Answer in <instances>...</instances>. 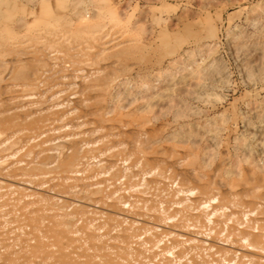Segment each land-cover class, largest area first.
<instances>
[{
    "label": "bare ground",
    "instance_id": "6f19581e",
    "mask_svg": "<svg viewBox=\"0 0 264 264\" xmlns=\"http://www.w3.org/2000/svg\"><path fill=\"white\" fill-rule=\"evenodd\" d=\"M220 1L0 0V264H264V2L226 102Z\"/></svg>",
    "mask_w": 264,
    "mask_h": 264
},
{
    "label": "rangeland",
    "instance_id": "374dc122",
    "mask_svg": "<svg viewBox=\"0 0 264 264\" xmlns=\"http://www.w3.org/2000/svg\"><path fill=\"white\" fill-rule=\"evenodd\" d=\"M109 1H112L118 9L128 10L131 21H136L137 19L141 18L140 13L144 11L145 9H147L148 7L156 6L159 8L161 6L160 2H165L163 4L170 6L171 11H173L172 9H174L175 15H178V13H181L180 10L182 9L183 11L184 9L183 7H185L186 4L189 6V4L187 3L189 2V0L188 1L187 0H160V2L146 1V0H109ZM262 1L264 2V0H253L252 2L249 1L247 3H242L240 7L237 6L236 1L234 2V0H233L234 3H232V0L230 1L226 0V2L220 1L219 3H216L215 6L211 7L208 11L209 15L211 16L217 15L214 12L218 13V15L220 14L219 16L221 19V25L219 26L220 28L218 30L219 40L216 46L217 48L216 51L217 50L218 51L217 53L216 52L215 53L219 61H221V64L222 65L224 64L223 66L226 67L225 70L227 69L226 73L229 79V82L227 80V85H228L229 90L226 89L225 91L221 93V98H223V100L226 102H231L236 99H241L242 97L247 96V93H250L252 95L253 92H255L254 90H259L262 87L264 88V82L262 83V87L258 86V88L256 89L253 87H252L253 89L252 88L250 89V87L248 86L246 87V84L244 83V80H243L244 79V76L242 75L243 73L240 72L241 71L240 69H238L239 66H237L238 63H237L236 57H234L233 49L230 47L231 46L230 42L228 41V39L226 38L227 36L225 35L226 34L225 30L228 27V24H229V27L231 26L232 28L239 27L238 29L240 30L245 28V29H249L250 32L253 31L254 27L253 26H252L253 28L252 27L250 28V26L248 27L247 21H245V18L247 19L248 17H247L246 12L242 10V8L251 7L253 6L251 4H255L257 2H259V4L260 3L262 4L263 3ZM221 2L223 6L219 5L221 4ZM227 4L228 5L231 4V5L228 6ZM256 24L257 22L255 23V26ZM224 35L226 37H224ZM225 41H228V42H225ZM227 44L230 45L228 48H227L228 46ZM229 48L232 50V52H230L231 50ZM232 55L234 58L232 57Z\"/></svg>",
    "mask_w": 264,
    "mask_h": 264
}]
</instances>
